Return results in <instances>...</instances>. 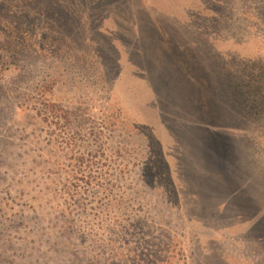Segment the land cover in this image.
<instances>
[{
	"label": "rangeland",
	"instance_id": "rangeland-1",
	"mask_svg": "<svg viewBox=\"0 0 264 264\" xmlns=\"http://www.w3.org/2000/svg\"><path fill=\"white\" fill-rule=\"evenodd\" d=\"M0 264H264V0H0Z\"/></svg>",
	"mask_w": 264,
	"mask_h": 264
},
{
	"label": "trees",
	"instance_id": "trees-1",
	"mask_svg": "<svg viewBox=\"0 0 264 264\" xmlns=\"http://www.w3.org/2000/svg\"><path fill=\"white\" fill-rule=\"evenodd\" d=\"M23 1H21V3H22ZM24 8H28V6H26V5H24ZM24 8L23 7H21V10H24ZM20 13L22 14V15H20V17H22V16H24V14H25V12L24 11H20ZM26 17V16H25ZM19 18V17H18ZM53 19V18H52ZM54 20V19H53ZM55 21V20H54ZM20 28V27H19ZM23 28H24V26H23ZM21 29V28H20ZM12 30L13 31H15L16 30V28L15 27H13L12 28ZM19 30V29H18ZM58 30V27L57 28H54L53 26L51 27V29H48L47 31H51V32H56ZM48 38V37H47Z\"/></svg>",
	"mask_w": 264,
	"mask_h": 264
}]
</instances>
